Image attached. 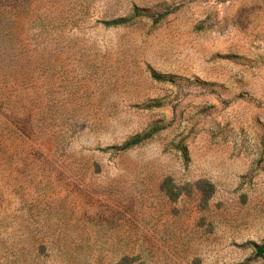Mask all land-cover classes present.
<instances>
[{
  "label": "rangeland",
  "instance_id": "rangeland-1",
  "mask_svg": "<svg viewBox=\"0 0 264 264\" xmlns=\"http://www.w3.org/2000/svg\"><path fill=\"white\" fill-rule=\"evenodd\" d=\"M26 1L0 88L56 105V152L0 144V264H246L264 242V0ZM135 8L169 13L101 24Z\"/></svg>",
  "mask_w": 264,
  "mask_h": 264
},
{
  "label": "trees",
  "instance_id": "trees-1",
  "mask_svg": "<svg viewBox=\"0 0 264 264\" xmlns=\"http://www.w3.org/2000/svg\"><path fill=\"white\" fill-rule=\"evenodd\" d=\"M26 6V0H0L1 62L3 60L10 61L13 50L15 47L17 49L15 42H18L20 33L17 26H20V28L23 27L22 19L26 16ZM168 13L169 12H163L154 18L149 14H143L139 9L135 8L130 17L102 21L101 24L106 28L126 26L141 17H153L152 22L158 24ZM36 19L41 21V23H39L41 25H44L43 23L46 25H56L54 24L55 19L53 18L48 19L47 22H44L45 18L42 19L41 17H38ZM32 48L33 50H36V47ZM20 54L21 50H19V56ZM17 65L19 68H23L22 63H18L14 66ZM151 77L156 81H166L165 77L156 73H151ZM26 89L27 88H21V84H16L14 82H12L10 88H0V144L6 143L7 147H16L20 150L19 153H24V155L29 157L32 162L43 161L49 163L48 160L40 157V152L37 150L38 146L32 145V143L41 142L49 138L51 139L53 151L56 152V105L53 108L52 106L45 104L42 100H34L30 97V93L27 92ZM151 108L152 106H148V109ZM47 111L52 112L51 115H48V113L46 114ZM161 130H163L162 127L155 126L143 134H137L128 138L119 145H113L105 149L98 148L97 151L99 153L111 152L114 155H117L146 143ZM173 150L180 153L184 163L188 162L186 148L182 146L181 143L174 146ZM13 163L17 164L18 162L14 159ZM171 191L172 190L169 188L168 193H166L168 198L174 197V194ZM242 247H249L251 249V256L246 264L251 260L264 258V242L261 244L249 243ZM119 257L120 260L117 264H130V262L136 260L129 258L126 253H118L117 258ZM139 264H144V262Z\"/></svg>",
  "mask_w": 264,
  "mask_h": 264
}]
</instances>
